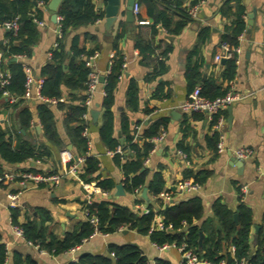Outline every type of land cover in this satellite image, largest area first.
<instances>
[{
    "label": "crops",
    "instance_id": "0c3cea01",
    "mask_svg": "<svg viewBox=\"0 0 264 264\" xmlns=\"http://www.w3.org/2000/svg\"><path fill=\"white\" fill-rule=\"evenodd\" d=\"M124 1L121 0L119 12L114 26L110 31L104 29V19H98L94 24L71 30L65 39L67 50L74 34L79 35L80 45L90 48L92 43L83 38L84 32L98 37L99 50L93 59V69L100 75L109 71L110 59L117 57V50L112 43L117 35L119 49L122 52L123 69L117 81L114 92V135L123 140L120 129V116L125 112L131 123L141 121L144 125L158 118H165V129L160 133L162 139L155 141L153 148L145 162V166L151 172L161 171L164 177L165 188L170 190V198L165 202L176 204L192 197H199L203 204V214L198 224L204 223L206 230L212 227V207L216 201H220L231 211H235L239 204L249 208L251 213L250 247L251 253L256 249V239L259 230L264 227V0H240L245 6V26L238 36L239 49L235 53L234 73L231 78L221 79L224 69V61L216 62L214 55L219 52V40L221 33L229 27L233 17L222 18L218 12L223 0H180L182 7L189 10L195 6L197 13L191 21L176 35L167 34L160 23H154L149 16L147 3L140 1L138 14L134 19V30L129 29L122 12ZM168 1V0H164ZM193 3V4H192ZM192 4V5H191ZM95 7L104 12L105 0H95ZM255 8L251 23L248 24V13ZM43 26H38L40 37L34 45L29 57H16L30 69L32 75L31 97L23 102L14 104L8 96H0V127L8 129L13 134L19 129L18 112L24 105L32 112L31 127L28 133L21 129V133L32 141H45L42 128L38 120L36 106L39 99L36 98L35 84L40 79L39 69L50 58V49L56 38L60 36L59 24L49 20L45 6H43ZM139 21H146L139 23ZM201 27H208L209 33L203 42H200L198 32ZM249 29V31H248ZM139 32L141 38L153 41L158 47L154 55L143 60L135 35ZM5 29L0 28V44L4 40ZM171 37V39L169 38ZM165 46L170 49L165 60L166 70L153 80L148 76L155 62L154 57ZM69 53V51H68ZM147 62V63H146ZM188 64L196 65L201 81L196 85L205 88V81L213 78L220 90H232L240 96L233 102L230 112H223V145L222 152L209 147L208 139L213 132L218 134L214 122L203 113H183L181 103L193 89L186 76ZM226 68V64H225ZM130 81L136 82L138 92V108L130 111L126 108V90ZM162 82V97H153L154 89ZM102 86L98 85L94 91L87 118V134L90 139L88 153L99 161V173L101 177H109L114 183V189L109 195H113L116 184L122 183L123 173L113 162L114 153H107V149L100 142L98 128L101 122L100 100L102 98ZM68 103L65 90L60 98ZM17 103V102H16ZM54 110V117L59 133L65 137L62 121L65 111L56 108V101H49ZM76 103V102H74ZM96 104L98 105L96 107ZM97 109L99 115L94 122L90 111ZM175 113V114H172ZM230 116V120L228 118ZM40 128V132L37 130ZM142 126V125H141ZM142 128V127H141ZM141 131V129H140ZM218 140V138H217ZM134 142H140L133 139ZM120 142V141H119ZM217 143V141H216ZM68 145V144H67ZM67 145L65 146L67 148ZM240 147H250L253 153L250 157L241 159L238 163L234 150ZM52 155L45 160H33L19 164H9L0 156L1 170L29 171V167L41 170L43 173H57L61 170L59 162V149L51 146ZM116 149V148H115ZM114 149V150H115ZM109 150V151H114ZM180 150L182 154L177 151ZM76 154L74 148L71 150ZM184 155V156H183ZM186 169L193 172L206 171L208 175L199 185L196 191L186 192L180 190L177 183L183 179ZM151 176V174H150ZM94 182V181H91ZM245 186L246 191L241 187ZM19 192V205L21 214L19 222L33 219L49 228L51 232L62 236L65 232L72 231L80 222L85 221L83 215L84 192L79 180L65 177L58 184L47 182L32 183L20 182L17 178L5 179L0 184V243L5 247V261L3 264H14L16 258H29L35 264H69L75 262L82 253H94L106 255L110 244H134L141 250L148 263L164 259L170 264H181L183 258L176 247H169L159 251L151 241L148 234H142L136 230L121 228L113 233H93L85 238L81 244L73 249L60 254H50L39 250L23 237L16 235L12 229V208L8 206L7 191ZM109 198L120 205L142 210L147 207L146 200L141 196L128 193ZM145 202H136L138 197ZM149 198V195L147 193ZM160 215V214H158ZM38 225V224H37ZM258 227L257 229L255 227ZM205 234H203V237Z\"/></svg>",
    "mask_w": 264,
    "mask_h": 264
},
{
    "label": "trees",
    "instance_id": "16d2710c",
    "mask_svg": "<svg viewBox=\"0 0 264 264\" xmlns=\"http://www.w3.org/2000/svg\"><path fill=\"white\" fill-rule=\"evenodd\" d=\"M48 1L0 0V21L18 17V29L16 31L5 30L4 40L0 44V51L3 53L2 65L9 72V83L5 89L8 91L9 97L16 98L14 104L23 102L25 99L22 94L25 90L26 72L25 64L20 59L13 61L11 58L14 56L29 57L32 54L33 47L40 37L34 18L42 20L43 6ZM137 1L147 3V12L154 23H160L170 35L180 33L192 19L189 6L182 7L180 0ZM218 12L222 18L233 17L230 26L226 27V31L224 29L220 35L219 47L222 42L234 47L238 44V36L243 32L245 26V6L240 0H223ZM57 15L60 17V36L56 38V45L50 49L48 62L41 66L38 71L42 79L39 92L46 99H55L56 108L65 111V117L62 121L65 137L58 131L54 110L50 103L40 100L36 110L45 141L35 142L21 133V129L28 133L32 119L31 110L24 105L18 112L19 129L14 134L8 129L0 127V156L5 162L12 165L23 163L28 159L45 160L52 155L51 146L61 150L67 144H71L76 153L75 156L83 157V163L79 167V178L84 182L94 181L102 191L110 194L115 183L109 177H101L98 172L99 161L95 156L88 153L87 139L82 135V130L88 125L83 114L89 111L84 100L87 97L86 88L91 72V68L85 64V61L86 57L99 50L98 37L84 32L83 38L92 43L90 48L80 45L78 34L73 35L68 50L65 44V39L71 30L94 24L98 19L103 18L104 12L95 7V0H62L58 6ZM208 33V27L200 28L198 32L200 42H203ZM120 36V34L117 35L112 43L113 48L117 50V57L110 59V70L105 74V83L102 86L104 95L100 100L101 122L98 128V137L107 150H114L117 146L121 147L122 153H114L113 162L123 173V188L126 192L133 193L135 189L140 192L143 187H146L149 195V201H146V204L150 211L143 213L141 210L120 205L111 201L107 196L98 197L92 203H86L83 200V208H87L91 214L98 218L97 230L102 233H113L121 228H128L142 234H148L151 241L159 245L174 243L179 246L185 243L199 258L212 264L218 263L221 259H225L226 263L230 264L234 258L238 260L245 258L251 264H264V227L259 230L256 249L251 253L249 240L252 224L251 213L245 205L239 204L235 211H231L225 204L216 201L212 207V227L206 230L204 223L198 224L203 214V204L199 197L195 196L176 204L165 203L158 197L160 192L164 190L170 192V190L165 188L161 171L151 172L145 166V160L154 146L151 138L159 135L165 129V118H158L144 125L141 121L131 123L128 115L122 112L120 129L123 142L120 143L114 135L112 106L115 87L123 69L122 52L118 45ZM135 42L143 60L154 55L155 48L158 47V43L155 45L153 41L141 38L139 32L135 35ZM169 49V46H165L154 57L155 62L151 65L149 80L162 75L166 70L165 60ZM234 61V52L229 58L224 59L222 80L233 76ZM186 76L193 87L201 81L196 65L188 64ZM162 85V82L158 83L154 89L153 97L160 98L163 96ZM2 90L3 88L0 87V96ZM64 90L68 96V103H64L60 99ZM138 92L136 82L130 81L126 90L125 103L126 108L130 111H135L138 108ZM225 92L220 90L213 78L206 80L205 88H201V93L209 98L223 95ZM139 124L142 125L137 138L140 142H134L136 132L134 126ZM216 141L217 134L213 132L208 139L209 147L213 150ZM73 161L71 160V162ZM28 169L37 173L41 172V170H36L33 167ZM183 175V179H191L201 184L208 172H193L186 169ZM136 202L143 203L145 201L139 196ZM20 214V209L12 208V224L22 229L26 241L37 246L39 250L50 254L68 251L95 233L93 225L85 220L80 222L72 231L58 236L51 232L42 220L39 226L37 222L29 218L25 222H19ZM156 214H160L164 223L171 226V231L153 230L149 232ZM234 214L236 220H234ZM200 231L205 236L199 244ZM231 246L234 247L233 253L230 251ZM5 256V247L0 243V264L4 263ZM14 264H35V262L29 258H16ZM69 264H148V261L138 246L127 243L122 245L110 244L106 255L82 253L75 262ZM156 264L170 263L164 259H158Z\"/></svg>",
    "mask_w": 264,
    "mask_h": 264
},
{
    "label": "built area",
    "instance_id": "2783aa9c",
    "mask_svg": "<svg viewBox=\"0 0 264 264\" xmlns=\"http://www.w3.org/2000/svg\"><path fill=\"white\" fill-rule=\"evenodd\" d=\"M204 0H201L203 2ZM197 7L198 5L193 6L190 10L189 13L191 17H195L197 13ZM140 4L136 0L133 4L132 7V12L134 16H136L139 12ZM59 19L60 17L57 16V23L59 24ZM34 21L36 22L37 25L43 26L45 22L43 20L34 18ZM146 21H139V23H143ZM0 28L5 29V30H13L16 31L18 29V17H14L13 19L10 20H4L0 21ZM60 30V29H59ZM240 36V35H239ZM53 45H56V42H54ZM239 49L237 46L231 47L228 43L222 42L220 43V52L216 53L214 55V60L216 62H219L221 59H226L231 56L232 52H238ZM97 55L96 52H94L92 55H89L86 57L85 64L91 68V72L89 73L88 77V82H87V88H86V93L87 97L84 100V104L87 106V108L90 107L94 91L96 87L100 85H104L105 83V75H104V80L102 82L99 81V74L95 72V70L92 68L93 67V59ZM3 61V53L0 51V87L3 88L2 90V95L3 96H8L9 93L5 89L6 85L9 83V72L7 69H5L2 65ZM25 72H26V82H25V90L24 93L22 94V97L27 99L31 97V87H32V75L30 73L29 67L26 65L24 66ZM109 70H110V64H109ZM109 72V71H108ZM107 72V73H108ZM42 84V79L40 78L36 84H35V90H36V98L41 100V101H54V99H46L43 96H41L39 90ZM101 93L104 95V91L102 90ZM12 101H15V97H10ZM240 99V96L233 92L232 90L226 91L223 95L216 96L214 98H209L206 97L201 93V86L200 85H195L191 92L187 95V98L181 103L180 109L183 113H203L206 115V117L209 120H214V127L217 130V143H216V151L222 152L224 150V145H223V132H222V125H223V112L230 106L232 105L233 102L237 101ZM89 116V111L85 112L83 114V118L87 120ZM135 134H134V139L138 138V134L141 129V125H135ZM82 135L87 139V145L88 147L90 146V139L87 134V129L84 128L82 130ZM162 139V134H159L151 140L153 142L159 141ZM179 154H182L180 150L177 151ZM234 155L238 159H245L248 158L252 155L253 150L250 147H240L236 148L234 151ZM107 153H118L121 154L122 150L120 146H117L114 151H107ZM184 156V155H183ZM71 160H74L71 162ZM147 160V159H146ZM145 160V162H146ZM59 162L61 165V170L60 172L57 173H43V172H33V171H21V170H1L0 169V184L5 180V179H15L17 178L20 182L24 181H30L34 184L39 183V182H47V183H52V184H58L63 178L68 177V178H73L76 180H79L82 189L84 192V198L83 200L86 203H92L94 200H96L98 197H106V192L102 191L96 184L95 182H84L79 178V167L83 163V157H78L75 156L70 150H68L66 147L61 149L59 151ZM199 183L191 180V179H183L181 180L177 186L180 190H184L186 192H192L196 191L199 188ZM241 190L244 192L246 191V187L242 186ZM133 194L138 195L139 190L135 189ZM158 197H160L163 202H166L170 198V193L167 190H164L159 193ZM6 198L8 199V206L10 208L13 207H18L19 205V192L16 191H7L6 192ZM143 213H148L150 211L149 208L144 207L141 210ZM83 215L85 217V220H87L91 225H93L95 229V233L99 232L97 230V223H98V218L94 215L91 214L87 208H83ZM12 229L14 233L20 237H23V231L21 228L17 227L16 225L12 224ZM171 226L166 225L163 221V218L161 215L156 214L154 216L153 222L149 228V232L153 230H164V231H171ZM24 238V237H23ZM30 243V242H29ZM153 245L159 250L163 251L168 249L169 247H176L183 258V261L181 264H208L209 262L205 261L202 258H199L197 254L191 249L186 246L185 243L177 246L174 243H163L161 245L156 244L153 242ZM75 248V247H74ZM73 249V248H72ZM230 251L233 253L234 252V247H230ZM148 264H156V262H151ZM216 264H227L225 259H221L218 263ZM230 264H251L249 261L245 258L241 259H233V262Z\"/></svg>",
    "mask_w": 264,
    "mask_h": 264
},
{
    "label": "water",
    "instance_id": "95a60500",
    "mask_svg": "<svg viewBox=\"0 0 264 264\" xmlns=\"http://www.w3.org/2000/svg\"><path fill=\"white\" fill-rule=\"evenodd\" d=\"M62 0H49L48 3L45 5V9L47 11V13L49 14V20L52 22V23H57V9H58V6L59 4L61 3ZM136 0H125L124 1V8L122 10V12L125 14V21L127 22V26L129 27V29L131 30H134L135 26L133 24L134 22V19H135V16L132 12V7H133V4ZM245 1V0H243ZM120 2L121 0H105V7H104V16H105V19H104V29L106 31H110L112 29V27L114 26V23L117 19V14L119 12V7H120ZM255 12V8L252 9V12L248 13V24L251 23V20H252V17H253V14ZM249 31V29H248ZM171 39V37H169ZM11 60L15 61L16 60V57H12ZM221 62L224 61V59H221L220 60ZM104 80V75H100L99 76V81L102 82ZM49 101H46V103H48ZM98 105L96 104V107ZM227 110L230 112L231 110V105L227 108ZM90 114H91V117L93 119V121L95 122L97 120V117L99 115V111L97 109H92L90 111ZM172 114H175V113H172ZM176 115V114H175ZM230 120V116L228 118V121ZM37 130L38 132H40V128L39 126H37ZM120 143L123 142L122 139L119 140ZM67 149L68 150H72V145L71 144H68L67 145ZM238 163H242V160L241 159H237ZM116 190L114 192L113 195H109V198H113L115 196H118V195H123L124 194V191H123V186L121 183H118L116 184ZM141 196L143 197L144 200L146 201H149V198L147 196V188L146 187H143L142 188V191H141ZM234 220H236V215L234 214ZM38 226L40 225L39 222H37ZM256 229L258 228L257 226L255 227ZM203 239V232L200 231L199 232V244L201 243ZM208 264H212V263H208Z\"/></svg>",
    "mask_w": 264,
    "mask_h": 264
}]
</instances>
